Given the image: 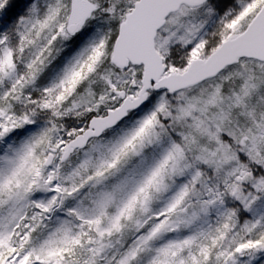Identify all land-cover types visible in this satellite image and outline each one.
Here are the masks:
<instances>
[{
	"label": "snow or ice",
	"instance_id": "1",
	"mask_svg": "<svg viewBox=\"0 0 264 264\" xmlns=\"http://www.w3.org/2000/svg\"><path fill=\"white\" fill-rule=\"evenodd\" d=\"M0 264H264V0H0Z\"/></svg>",
	"mask_w": 264,
	"mask_h": 264
}]
</instances>
